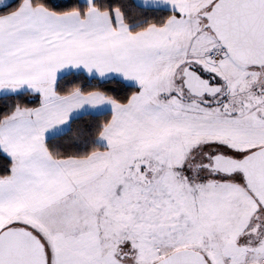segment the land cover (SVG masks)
Returning a JSON list of instances; mask_svg holds the SVG:
<instances>
[{
    "label": "snow or ice",
    "instance_id": "obj_1",
    "mask_svg": "<svg viewBox=\"0 0 264 264\" xmlns=\"http://www.w3.org/2000/svg\"><path fill=\"white\" fill-rule=\"evenodd\" d=\"M0 264H264V0H0Z\"/></svg>",
    "mask_w": 264,
    "mask_h": 264
}]
</instances>
